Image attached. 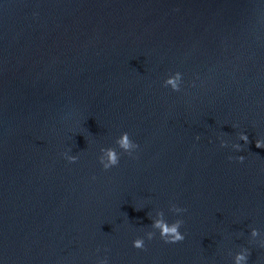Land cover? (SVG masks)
<instances>
[{
  "label": "water",
  "instance_id": "water-1",
  "mask_svg": "<svg viewBox=\"0 0 264 264\" xmlns=\"http://www.w3.org/2000/svg\"><path fill=\"white\" fill-rule=\"evenodd\" d=\"M256 140L264 0H0V264H264Z\"/></svg>",
  "mask_w": 264,
  "mask_h": 264
},
{
  "label": "clouds",
  "instance_id": "clouds-1",
  "mask_svg": "<svg viewBox=\"0 0 264 264\" xmlns=\"http://www.w3.org/2000/svg\"><path fill=\"white\" fill-rule=\"evenodd\" d=\"M181 74L177 73L176 77L170 78L166 83L172 86L173 91H180V85L177 83V80L180 79ZM239 139L244 141V143H249V137L248 135L241 133L239 136ZM116 144L119 146V148L123 149V152L127 153L129 156H132L133 153L139 148V145L135 143L131 138L129 133L124 132L121 134V136L116 140ZM222 147H226V143H221ZM237 151L242 150V146L240 144H234L232 146ZM256 147L257 148H264V140H256ZM101 153H103L102 156L99 157V162L102 164L103 169L105 171L116 167L120 163V154L117 152L115 148H101ZM64 156L66 159L71 162L75 163L78 160L77 156H67L66 153H64ZM231 159V157H230ZM240 162H243L244 157L240 156L238 157ZM171 211L179 214L186 212V208H180L176 205L171 206ZM160 219H157L153 222L152 227L159 230L160 238L165 243L175 244L184 241L185 235L181 233L180 229L184 224V221L182 219H177L175 222L169 224L165 219H163L164 213H159ZM259 233L257 230L252 231L253 236H257ZM156 233L149 232L147 233V239L152 240L155 238ZM133 246L137 249H145V240L143 238H137L133 241ZM264 246V244H262ZM249 250L244 249L241 253L237 254L236 256V264H248L249 259ZM107 264V261L105 262Z\"/></svg>",
  "mask_w": 264,
  "mask_h": 264
}]
</instances>
